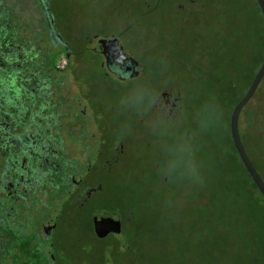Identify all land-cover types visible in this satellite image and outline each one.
<instances>
[{
	"label": "flooded vegetation",
	"instance_id": "1",
	"mask_svg": "<svg viewBox=\"0 0 264 264\" xmlns=\"http://www.w3.org/2000/svg\"><path fill=\"white\" fill-rule=\"evenodd\" d=\"M36 1L44 14L42 26L45 28L44 32L37 30L31 40L15 35L16 28L8 23L10 10L14 7L9 1L0 0V74L10 72V78H15L16 82V85L0 89V264H106L105 256L99 263H91V260L112 251L120 255L115 256L111 264H129L131 261L124 251L137 262L136 255L145 248L136 237L139 235L135 231L138 226L133 217L131 219L117 208L103 206L105 201H101L107 197L108 177L126 157L123 143L108 141L105 136L98 139L93 134H97L98 124L90 126L86 117L77 118V108L83 105L82 98L75 97L81 92H77L78 87L74 85L65 86L63 78L55 80L70 67L68 50L63 53L66 62L62 69H57L55 63L50 68H43L41 45H49L56 36L52 18L50 20L46 11V0ZM147 2L149 6L143 4V8L129 2L126 10H142L133 18L131 29H158L161 16L167 21L166 26H174L175 21L169 14L187 19L184 25L188 26L191 17L200 11L204 31L209 33L210 25L217 30L216 23L212 24L214 19L209 23V10H197L204 9L207 0ZM255 3L258 10L252 13L250 24L256 25L259 21L264 26V17L256 0ZM257 25L250 31L249 64L245 66V74H253L252 81L264 61V53H258L257 34L254 33ZM136 35L129 33V37L141 42ZM122 36L120 32L96 36V45L87 48L90 55L82 56L97 66L103 79L133 81L147 73L143 59L133 52H126L120 41ZM205 41L208 43V39ZM57 45H61L58 40ZM258 61H261L259 67ZM88 73L93 74L92 71ZM75 79L73 77L70 84L76 83ZM239 81L240 77L234 90L240 87ZM58 83L60 86L57 87ZM259 89L264 90V76L253 96ZM86 94L84 109L93 111L92 96L89 91ZM180 100V91L160 89L156 93L155 114L165 120L174 119ZM251 102L255 117L251 123V164L264 166V142L256 139L258 102ZM242 110L238 119L241 143V133L246 126ZM59 134L67 139L68 149L62 147ZM3 137L9 138L7 144L2 143ZM99 162L101 165L98 166ZM103 177L106 181H102ZM114 212L116 215L105 214ZM63 230L70 233L68 238L72 246H65ZM120 238L124 239V245L120 244ZM99 242L102 247L98 249Z\"/></svg>",
	"mask_w": 264,
	"mask_h": 264
},
{
	"label": "rangeland",
	"instance_id": "2",
	"mask_svg": "<svg viewBox=\"0 0 264 264\" xmlns=\"http://www.w3.org/2000/svg\"><path fill=\"white\" fill-rule=\"evenodd\" d=\"M2 1H9L10 6L14 7V10H10L11 17L8 23H12L13 27L16 28L15 35L17 37L31 39L34 35H37V30L44 32L45 27L42 24L44 25L45 18L36 0ZM130 1L134 3L135 7L138 6V8H143V4L149 6L147 0H46L56 38L51 39L49 45L47 43L41 45V63L44 66L43 68H50L55 63L57 69H62L66 62L63 53L66 54L65 51L68 50L69 55H71L70 67L61 74L62 77L57 75L55 80L58 81L59 78H63L62 80L67 84L65 86L73 87L74 85L78 87L77 92H81V95L78 94V97H75V99L82 98L81 104L83 105L82 108H77V113H75L77 118L86 117V119L90 120L88 122L90 126L97 123V134L96 132L93 134L98 139L105 136L108 141L119 140L123 143L126 157L119 161L115 170H113L112 176L108 177L107 191L105 192L108 198L106 197V199L101 200L105 201L103 206L111 208L119 207L118 199L113 195L114 191L117 189L122 191L123 189H120V187L125 184H127L126 188L130 189L133 176L137 177L138 175L136 170L140 169L142 172L144 166H148V163L152 159L142 150L143 139L141 137L140 141L138 135L142 136L143 130L136 131L131 122L133 120V123H136L140 103L143 106L142 114H147L148 108L154 109L156 93L160 89H165L172 83L175 85L178 83L180 85L185 84L183 81L185 74L181 71L174 57L166 61L162 73L161 70L156 71L158 69L156 60H158L159 54L163 51L157 46L160 42L158 40H160L162 34L168 35V33L161 31L162 27L160 24L157 26L159 30H146L145 34L143 31L131 29L133 18L142 10H126L130 6ZM121 2L124 4L121 5ZM150 7L152 8V6ZM197 10H209L208 13L211 15L209 20L214 19L212 24L216 23L218 35L222 38L226 36L227 40L228 38L232 40L231 43L235 45L237 58L243 64L249 60L250 31L257 24L254 33L258 36H263L264 39V26L262 22L258 21L256 25H253L252 22L250 24V17L253 16L252 13L258 10L255 0H207L204 9ZM219 10H222V12ZM6 11L9 12V10ZM199 12L196 11L195 15L197 17H200L201 12ZM169 16L174 21L177 20L172 15L169 14ZM190 20H193V17ZM135 27L137 29V26ZM118 32L123 34L120 41L122 45L124 44L126 52H133V54H136L135 56L139 55L143 59L144 68H146L147 73L136 80L118 81L111 78L103 79L97 66H94L92 62L89 63L87 58L82 57L83 55H90L89 53L91 52L87 48L96 45L94 37L117 34ZM129 33H137L139 36H136L141 42H136L132 36L129 37ZM213 34L214 30L206 33L202 29L201 35H204V37L201 39H210ZM140 36H144L143 40H141ZM199 36L200 32L196 33L191 28V43L192 40L194 42L198 41ZM56 39L61 42V45H57ZM196 46L205 49V51L208 47L207 45H200V41L199 43L196 42ZM163 47L166 48V45H163ZM139 56L137 57L140 59ZM202 56L205 63L208 57L204 52H202ZM89 71H92L93 74L88 73ZM73 77H76L75 81H77L70 84ZM245 84L246 80L239 81L240 87L236 89L237 91H234V94H238ZM56 86L58 87L60 84L58 83ZM87 91L92 96L93 111H90L89 108L87 110L86 108L84 109L86 104L85 99H87V94L84 95V93ZM198 92H195L198 95L197 100L195 98L193 101H189L185 95L184 97L181 96L179 109L182 112L178 116L177 121L170 120L167 124L160 126V131L156 134L161 133L167 136L166 141H169L165 142L166 144L161 145L158 142V135H154L155 133H152L150 137L148 135V138L153 140L151 142L155 145L159 143V154H165V149L172 153L173 156L169 160V168L175 166L178 171L184 168L183 171L189 175V181L194 179V175L197 174L196 176H198L203 171L208 182H210L212 180L211 175L217 174L218 165L222 163L219 157L221 159L227 151H232L228 139L230 131L228 133L227 122L230 109L226 106V101H230L231 97H228V99L223 98L221 107L219 106L218 108L217 106L212 110L206 102L207 92ZM146 97L148 99L144 100ZM210 110L213 114H216L210 116L213 120H217L216 124H213V127H210L212 120L208 118ZM152 111L155 112V110ZM119 119H123V125L118 123ZM59 139L61 140L62 147L68 149L67 139L62 136ZM178 150L189 151V154L192 153L188 161H185L188 164L182 168H177L178 165H181V162L176 159L174 151ZM97 165H101V162L97 163ZM225 172V168L221 170V173L225 174ZM244 178L246 179L245 176ZM102 181H106V179L103 177ZM151 201L142 200L141 202L146 203ZM144 216L137 212L134 218V223L138 226L139 236L142 237L141 243L145 248V250L140 252V257L144 259L145 264H147L146 259H149L150 264H171L161 257L160 254L148 253L150 248L146 249V237L157 231V228L152 219H145ZM62 235L66 239L65 246H72L68 238L70 233L67 230H63ZM123 241L124 239H119L121 245H124ZM101 244L99 242L96 247L98 249L101 248ZM128 253L124 251L123 254L132 261L133 258ZM117 255L120 254L113 251L107 254L101 253L95 260L92 259L91 263L93 261L99 263V260H102V256H105L106 264H111Z\"/></svg>",
	"mask_w": 264,
	"mask_h": 264
},
{
	"label": "trees",
	"instance_id": "3",
	"mask_svg": "<svg viewBox=\"0 0 264 264\" xmlns=\"http://www.w3.org/2000/svg\"><path fill=\"white\" fill-rule=\"evenodd\" d=\"M168 6L171 7V5ZM219 11L222 12V10ZM200 15L201 17L194 15L188 26L184 25L187 24V19L177 18L175 25L171 27L166 26L167 21L161 16V31L167 32L168 35L162 34L158 40L160 42L157 46L163 51L156 60L158 67L156 71L161 70L162 73L166 61L174 57L185 74L183 77L185 84L172 83L166 89L180 91L181 96H187L189 101L195 98L197 100L198 95L195 92L199 90L198 93L207 92L206 102L212 110L217 106L221 107L223 98L231 97L230 101H226V106L230 109L227 117L229 133L231 112L245 96L253 74H245V66L249 63L246 62L243 65L240 63L235 45L231 43L232 40L229 38L227 40L226 36L221 38L218 31L211 25L208 30H214L213 36L208 39V43L205 39H201L204 37L201 33L205 25L202 21L203 13L201 12ZM191 28L196 33L200 32V38L196 42L200 41V45H207L206 51L196 46L194 40L191 43ZM146 30L159 29L145 27L144 34ZM140 37L143 40L144 36ZM163 45H166V48ZM257 47L258 53H264L263 36L257 35ZM202 52L208 57L205 63ZM260 64L261 61H258V67ZM247 72L249 73V69ZM239 77L240 80H246V84L238 94H234L236 89L234 90L233 87ZM12 85H16V82L15 78H10V72L0 74V89ZM255 96L251 101L258 102L256 139L264 142L262 121L264 120V90L259 89ZM251 101L246 104L241 114L246 125L241 133V139L250 162L252 161L250 149L253 130L251 123L255 119ZM142 108L140 103L136 123L134 124L133 120L131 122L136 131L143 130L142 136L138 135L139 139L141 137L143 139L142 150L152 159L148 166H144L142 172L140 169L136 170L138 175L133 176L134 183L130 180V189L126 188L127 184H125L120 187L122 191L117 189L113 195L119 203V207L114 208L124 215H130L131 219L133 217V221L137 212L145 215V219L153 220L157 231L146 237L147 247L150 248L148 253L160 254L171 264H264V199L243 167L233 147L230 133L228 139L232 151H227L221 159L219 157L222 163L218 165L217 174L211 175L212 180L208 182L205 172L202 171L189 181V175L183 171L184 168L180 171L176 170L175 166L169 168V160L173 156L171 152L165 149V154H159V143L162 145L169 140L166 141L167 136L156 133L160 131V126L167 124L170 120L156 115L151 108H148L147 114H142ZM181 112L182 110L179 109L177 116L171 121H177ZM212 115L216 114L210 110L208 117L212 120L210 127L217 122L210 117ZM122 120H118L120 125H123ZM152 133L158 135L157 145L148 138V135L150 137ZM3 139L2 143L7 144L9 138L3 137ZM174 152L176 159L181 162L177 168L186 166L188 163L185 161H188L192 153L179 150ZM253 167L264 182V166L259 163L254 164ZM224 168L225 174L221 173ZM142 200L153 201L143 203ZM137 229L138 227L135 231L139 233ZM136 237L140 238L141 242L142 237L138 234ZM140 255L141 253L136 255L137 262L131 261L129 264H145ZM146 260L147 264L151 263L149 259Z\"/></svg>",
	"mask_w": 264,
	"mask_h": 264
},
{
	"label": "water",
	"instance_id": "4",
	"mask_svg": "<svg viewBox=\"0 0 264 264\" xmlns=\"http://www.w3.org/2000/svg\"><path fill=\"white\" fill-rule=\"evenodd\" d=\"M258 3V6L261 10V13L264 17V1L263 0H256ZM48 13V10H46ZM51 20V17H50ZM52 22V20H51ZM264 76V61L258 70L256 76L254 77L251 85L249 86L245 96L235 105L233 108L230 118H229V131H230V138L233 144V147L243 165L245 168L246 172L248 173L251 181L254 183L256 186L258 192L264 199V182L251 164L247 154L245 153V150L243 148V145L240 140L239 136V131H238V119H239V114L243 107L249 102V100L252 98L253 94L255 93L261 79ZM108 215H116V213H105Z\"/></svg>",
	"mask_w": 264,
	"mask_h": 264
},
{
	"label": "crops",
	"instance_id": "5",
	"mask_svg": "<svg viewBox=\"0 0 264 264\" xmlns=\"http://www.w3.org/2000/svg\"><path fill=\"white\" fill-rule=\"evenodd\" d=\"M32 40V39H31Z\"/></svg>",
	"mask_w": 264,
	"mask_h": 264
}]
</instances>
